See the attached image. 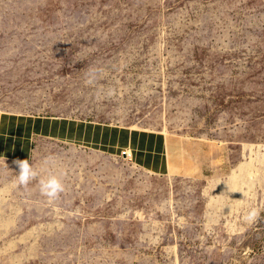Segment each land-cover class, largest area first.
Wrapping results in <instances>:
<instances>
[{"label": "rangeland", "instance_id": "obj_1", "mask_svg": "<svg viewBox=\"0 0 264 264\" xmlns=\"http://www.w3.org/2000/svg\"><path fill=\"white\" fill-rule=\"evenodd\" d=\"M83 108L168 170L36 139L51 201L0 159V264H264V0H0V115Z\"/></svg>", "mask_w": 264, "mask_h": 264}, {"label": "crops", "instance_id": "obj_2", "mask_svg": "<svg viewBox=\"0 0 264 264\" xmlns=\"http://www.w3.org/2000/svg\"><path fill=\"white\" fill-rule=\"evenodd\" d=\"M87 97L85 94L84 101ZM67 116L0 115V157L29 159L36 139L52 138L79 146L98 147L118 154L127 150L135 165L152 173L169 167L167 139L162 133L90 120L86 108Z\"/></svg>", "mask_w": 264, "mask_h": 264}, {"label": "clouds", "instance_id": "obj_3", "mask_svg": "<svg viewBox=\"0 0 264 264\" xmlns=\"http://www.w3.org/2000/svg\"><path fill=\"white\" fill-rule=\"evenodd\" d=\"M94 70H89V75L91 76ZM91 80H88V83H91ZM3 160V166L7 168V165L5 164L4 157L0 158ZM51 157L45 158L42 168V171L45 173L44 175H41L38 173L32 166V164L29 163L27 159L25 160H15L13 161V164L16 165L18 168V174L15 175V182L18 186H24L27 187L32 181L38 179V187L39 191L42 195L47 197L51 201H56L59 199L60 194L64 191V185L61 181V179L53 173L51 170L48 169L47 165L50 163ZM8 169V168H7ZM258 215V212L253 209L251 212L247 214L245 217L248 220L254 219Z\"/></svg>", "mask_w": 264, "mask_h": 264}, {"label": "built area", "instance_id": "obj_4", "mask_svg": "<svg viewBox=\"0 0 264 264\" xmlns=\"http://www.w3.org/2000/svg\"><path fill=\"white\" fill-rule=\"evenodd\" d=\"M124 152H126V151H123L122 153H123V154H126V155L128 156V153H127V152H126V153H124ZM127 156H126V157H127Z\"/></svg>", "mask_w": 264, "mask_h": 264}]
</instances>
